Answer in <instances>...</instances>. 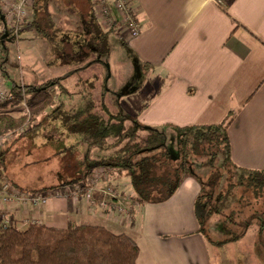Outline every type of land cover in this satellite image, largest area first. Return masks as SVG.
I'll use <instances>...</instances> for the list:
<instances>
[{"label": "crops", "instance_id": "0c3cea01", "mask_svg": "<svg viewBox=\"0 0 264 264\" xmlns=\"http://www.w3.org/2000/svg\"><path fill=\"white\" fill-rule=\"evenodd\" d=\"M131 1L141 25L133 38L126 37L115 13L112 21L101 22L92 0H33L17 37L4 39L10 57L9 41H20L30 32L24 62L31 72L20 75L21 83L37 86L61 77L51 85L54 103L44 124L34 130L36 139H44V144L71 140L62 112L86 111L90 101L98 111L102 105L114 111L115 101L142 124L164 132L218 123L229 116L233 162L264 170V0ZM8 25L9 20L1 18L0 32ZM80 26L88 44L75 50L68 45ZM34 27L39 34L32 32ZM62 47L60 58L57 48ZM123 47L122 60L117 52ZM13 65L9 58L7 77ZM18 106L22 109L19 104L7 111L16 115ZM13 166L3 167L11 184L28 191L19 185ZM77 185L78 193L71 195L67 189ZM58 189L63 191L42 205L11 200L1 206L18 228L29 223L57 228L72 224L125 233L138 245L137 264H222L219 245L201 231L196 212L200 184L191 176L165 201L141 205L132 203L129 177L115 169L96 168L83 189L81 184ZM257 229L245 242L243 260L232 261L230 255L229 264H264L252 246Z\"/></svg>", "mask_w": 264, "mask_h": 264}, {"label": "trees", "instance_id": "16d2710c", "mask_svg": "<svg viewBox=\"0 0 264 264\" xmlns=\"http://www.w3.org/2000/svg\"><path fill=\"white\" fill-rule=\"evenodd\" d=\"M2 34L0 32V70L2 77L8 81L11 98L0 102V108L5 110L0 113V135L8 132L14 134L0 144V182L9 179L3 168L7 164L6 145L14 144L24 137V133L44 124L55 99V91L51 85L61 79L56 77L37 86L10 80L5 73L9 56L5 41L1 40ZM23 100L29 109V117L25 114L13 115L7 111ZM113 105L114 111H110L105 105L98 111L95 109L97 104L90 101L80 119L67 122L66 117L61 118L63 123L69 124L70 132L83 135L88 145L100 148L105 155L86 164L82 175L65 179L43 190H55L75 184H81L83 189L86 187L87 177L96 168L104 167L115 169L129 177L133 205L163 202L178 189L184 178H195L200 184V191L196 196V212L201 225L206 215L224 212L233 195L232 190L238 184L244 183L245 187L252 188L254 195H262L264 204V170L238 166L231 158L229 116L218 123L179 127V155L174 158L166 148L164 131L142 124L137 118L125 113L115 101ZM200 157L205 158L204 161H199L200 169L207 166L215 168L220 180L218 187L210 185L207 189L196 173L194 163ZM222 174L224 176L220 179ZM236 177L239 179L238 183L233 181ZM8 181L11 183L10 179ZM224 181H228L225 189ZM252 210L257 214V210ZM232 215H228V222L232 221ZM244 222L248 223L246 220ZM251 225L264 228L259 223ZM203 229L204 227L201 231ZM246 231L244 228L239 233L227 234L233 240L245 235ZM226 241L228 237L214 243L223 244ZM138 253V245L129 235L112 233L100 226L68 224L64 228H57L29 223L24 228H18L12 223L0 234V264H137Z\"/></svg>", "mask_w": 264, "mask_h": 264}, {"label": "rangeland", "instance_id": "374dc122", "mask_svg": "<svg viewBox=\"0 0 264 264\" xmlns=\"http://www.w3.org/2000/svg\"><path fill=\"white\" fill-rule=\"evenodd\" d=\"M76 29L77 32L72 36L73 38L70 39L71 43L68 45L75 50L80 49L81 47L85 48V46L88 44V40L87 37H85V31L83 28L80 26ZM32 32L34 34L40 33L37 32V27H34ZM28 36H30L29 31L28 33L22 35L20 41H9L8 43L10 48L9 58L11 63H14L12 69L8 71L10 80L13 79L19 81L20 75H22L23 72H31V68L24 62V48L26 45L25 41ZM28 39L29 41L27 42L32 47V52L34 53V41L30 40V37ZM57 50L59 57L61 58L63 52L65 53V48H57ZM117 53L122 57L123 60L125 48L123 47L122 50H119ZM2 83L7 86L5 79H2ZM125 87H128V83L124 85V88ZM79 103L80 105H85V103ZM79 103L77 104L76 108L79 106ZM14 111V114L20 115L22 114L23 109L18 106L14 109ZM85 112V110H76L71 112V114H68L67 111H63L62 114L66 115L68 121L72 122L83 117ZM61 118L64 117L62 116ZM36 129H40V127H36L34 130ZM49 129L50 128L46 130L50 131ZM34 130L24 133V137L22 139H19L14 144L6 145L5 149L7 163L14 165L12 172L19 177V181L21 182L19 185L28 190H32L37 187L57 185L65 179L80 176L85 171L86 164L93 161V159H98L104 153V151L100 148H94L92 145H88V142L83 139V135L78 134L75 131L70 132L69 128L67 132H69V137H71V140H67L66 142H49L47 144L43 143L44 139H36L37 134ZM40 132L42 133V130ZM164 133L166 134L167 139L166 148L173 157H177L179 155L178 143L180 132L175 130L169 132L165 131ZM47 136L50 137L51 134L49 133ZM204 160V157H200L195 161L194 167L196 169V173L206 184L207 189L210 188V185H214L213 187H218L220 180L218 178L219 175L216 173V171H214L215 168L210 169L208 166L204 167L203 169L199 168V161ZM223 176V174L220 175V179L223 178ZM238 180V177H236L233 181L238 183ZM227 184L228 181L223 182L224 189ZM232 192L233 195L230 197L224 212L222 214L211 213L210 215H206L202 224L204 227L203 231L205 232L208 240L216 242L222 241L224 239L226 240V237H228V241L224 242L223 244H217L219 245V255H222V264L225 260L228 264L230 263L227 258L230 257V255V260L232 261H237L240 257L243 260L242 251L245 249V242H248L250 239H252V234L255 233L254 231L258 227L257 225L252 226L251 224L259 223L261 226L264 225L263 196L254 195L252 188L245 187L244 183L236 185ZM49 198L50 196L47 198V201ZM252 209L257 210V214H254ZM230 213L233 214L231 218L232 221L228 222V215ZM244 220H246L248 223L246 224ZM244 228L247 230L245 236L243 235L237 239L230 240L231 235H228L227 233H239ZM255 238V243H252V246L254 247V253L259 255V257L264 260V228L257 229ZM228 245L231 247L230 249H228ZM227 250H229L228 255L226 252Z\"/></svg>", "mask_w": 264, "mask_h": 264}, {"label": "built area", "instance_id": "2783aa9c", "mask_svg": "<svg viewBox=\"0 0 264 264\" xmlns=\"http://www.w3.org/2000/svg\"><path fill=\"white\" fill-rule=\"evenodd\" d=\"M33 0H0V11L9 20V25L3 33L1 40L16 38L20 29L21 23L29 16L30 7ZM218 4H222L221 0H216ZM93 9L97 18L101 22H109L114 18V13L117 15L118 20L124 25L126 29V37H136L141 32V25L136 17V12L131 0H92ZM2 74L0 70V102L6 101L11 98L10 90L2 83ZM20 105L23 109V114L29 117V109L25 100ZM27 122V121H26ZM26 123L24 124V126ZM23 126V127H24ZM14 132H8L0 135V144L12 137ZM98 176L102 175V171H98ZM80 187L77 185L73 188L67 189L71 195H76ZM59 189L40 190L36 192L21 191L13 186L7 179L0 182V234L4 229L12 223L7 211H5L1 203L17 200L31 201L34 204H44L47 198L52 194L62 192ZM48 196V197H47ZM102 202L101 204H103Z\"/></svg>", "mask_w": 264, "mask_h": 264}, {"label": "water", "instance_id": "95a60500", "mask_svg": "<svg viewBox=\"0 0 264 264\" xmlns=\"http://www.w3.org/2000/svg\"><path fill=\"white\" fill-rule=\"evenodd\" d=\"M0 16H1V18H4V15L3 14H1ZM5 32H7V31L5 30Z\"/></svg>", "mask_w": 264, "mask_h": 264}]
</instances>
